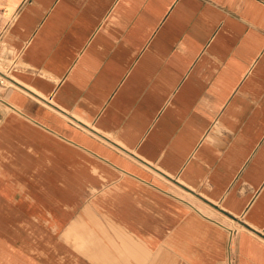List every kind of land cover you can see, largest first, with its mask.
Returning a JSON list of instances; mask_svg holds the SVG:
<instances>
[{
	"label": "crops",
	"instance_id": "1",
	"mask_svg": "<svg viewBox=\"0 0 264 264\" xmlns=\"http://www.w3.org/2000/svg\"><path fill=\"white\" fill-rule=\"evenodd\" d=\"M6 68L1 264H264V0H0Z\"/></svg>",
	"mask_w": 264,
	"mask_h": 264
},
{
	"label": "built area",
	"instance_id": "2",
	"mask_svg": "<svg viewBox=\"0 0 264 264\" xmlns=\"http://www.w3.org/2000/svg\"><path fill=\"white\" fill-rule=\"evenodd\" d=\"M9 70L8 68L0 70V101H2L1 96L3 91L10 86L9 81L11 79L8 76Z\"/></svg>",
	"mask_w": 264,
	"mask_h": 264
},
{
	"label": "rangeland",
	"instance_id": "3",
	"mask_svg": "<svg viewBox=\"0 0 264 264\" xmlns=\"http://www.w3.org/2000/svg\"><path fill=\"white\" fill-rule=\"evenodd\" d=\"M16 219H12L13 223ZM1 223H4V218L3 217H0V224ZM1 240H4V242H6L5 238L3 237V235L0 233V241ZM1 243V242H0ZM1 247V245H0ZM1 261H2V248H0V264H1Z\"/></svg>",
	"mask_w": 264,
	"mask_h": 264
}]
</instances>
